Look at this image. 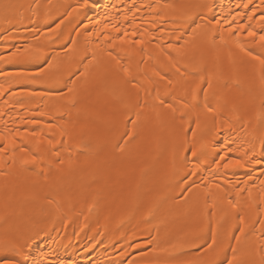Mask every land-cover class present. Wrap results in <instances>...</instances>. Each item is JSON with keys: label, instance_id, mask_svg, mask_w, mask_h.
I'll return each instance as SVG.
<instances>
[{"label": "bare ground", "instance_id": "obj_1", "mask_svg": "<svg viewBox=\"0 0 264 264\" xmlns=\"http://www.w3.org/2000/svg\"><path fill=\"white\" fill-rule=\"evenodd\" d=\"M10 2L17 5L13 14L5 19L0 13V73L34 69L11 54L42 47L54 57L44 79L62 75L75 87L69 94L61 85L63 99H57L40 81L25 84L18 82L23 78L0 75V147L5 149L0 152V245L34 237L25 252L48 254L58 264H164L177 237L207 234L211 223L219 241L255 253L264 243L259 224L251 232L246 228L239 243L228 236L239 216L249 227L264 219V167L222 165L246 152L250 158L253 145L261 158L262 66L241 48L264 54L259 41L264 3L202 0L208 8L202 10L203 23L197 20L201 26L176 31L180 25L173 21L198 0H88L80 8L83 0ZM241 23L251 24L257 36L237 33L238 46L232 29ZM125 29L126 43L116 40L108 56L103 37ZM133 31L143 33L142 45L132 43L139 38ZM85 52L95 53V60L82 62ZM173 64L185 75H172ZM165 73L169 76L161 79ZM205 81L212 83L213 105L223 98L217 110L183 107L181 98L191 100V90L207 87ZM158 97L176 111L160 106ZM129 113L135 125L125 123ZM125 131L131 133L126 144L120 139ZM117 143L124 144L122 150ZM26 155H36L37 163H22ZM220 156L225 160L216 170L213 161ZM197 163V175L189 176ZM193 180L196 185L181 196ZM150 236L156 237L153 244ZM0 256L14 254L0 251ZM183 259L214 264L217 254L191 251Z\"/></svg>", "mask_w": 264, "mask_h": 264}, {"label": "snow or ice", "instance_id": "obj_2", "mask_svg": "<svg viewBox=\"0 0 264 264\" xmlns=\"http://www.w3.org/2000/svg\"><path fill=\"white\" fill-rule=\"evenodd\" d=\"M250 2V0H249ZM261 3H264V0H261ZM88 4V0H83V3L80 5H77V8L80 7H86ZM17 7V5L10 2V0H0V13H3V16L5 19H8L9 16L13 14L14 9ZM35 7L39 8L40 5L38 3H35ZM133 8H136V5H132ZM149 8H154V5H147ZM243 8H248L249 3H244L242 5ZM31 8V6H30ZM208 8V4L206 2H202V0H198L195 4H190L186 6V10L181 14L179 20H174L173 23L179 24L180 27L176 29V31H180L181 29L187 31L188 28H192L193 25L196 26V28H199L201 25L197 24V20H200L201 23H203V17L204 12L203 9ZM210 10V9H209ZM137 11L139 9L137 8ZM71 15V13H69ZM249 16L247 19L251 21L254 17ZM235 20V18H234ZM260 21L264 22V11H262L260 15ZM47 23V19L44 21ZM211 23V21H209ZM216 24H219L220 21L216 20ZM59 27V25H57ZM231 27V25H230ZM87 30V29H85ZM193 32L195 31V28L192 29ZM115 31L117 33L121 32V29L116 28ZM240 32H246L248 37L255 38L257 36V32L253 30L252 25H244L239 24L236 28L232 29L233 36L236 37L238 46H239V36H237V33ZM129 33L125 29L123 30L122 35H118L116 37H110L105 35L103 37L104 43L108 45L107 54L108 56L112 57V51L116 48V40H120L121 43H126L124 40V37L128 36ZM133 37L139 36V38L132 41L133 44L142 45L144 43L143 40V33H137L136 31H133L131 33ZM221 39L223 37L221 36ZM259 41L262 47H264V31H262L259 34ZM74 42V41H73ZM173 45L171 43L168 44V48H172ZM177 52H179V49H175ZM241 51L245 53L246 56L250 57L252 60L257 61L262 66V74L261 78L264 79V54L257 55L254 54L252 50H246L244 48H241ZM12 57L14 59L20 58L17 62L19 63H25V64H31L34 65V69L30 70H24L21 69L16 72H9V73H0V75H6V76H16L18 78H23L22 82L25 84H35L38 81L45 84V92L49 96H55L57 99H63V93L61 92V85H63L64 88L67 89V93L71 94L74 92L75 87V81L69 80L65 81L63 79L62 75H57L55 78L51 80L44 79L48 69L52 67V63L50 61L54 60V57L50 54L44 51L42 47H27L23 49H17L15 52H13ZM114 58V57H113ZM83 60H95V53H92L91 57L87 55V52H85V55L82 57ZM119 62V61H117ZM178 63V62H177ZM87 67V66H85ZM173 67L175 69V72L172 75L179 74L180 76H184L185 73L181 72V68L177 67L176 64H173ZM69 75H77L76 73H70ZM156 75H160V73H156ZM169 74L165 73L163 76H161V79H165L168 77ZM202 79V78H201ZM69 83H71L73 86L69 87ZM172 83L171 78H169V84ZM207 84V87H200L197 85V87H194L191 90V100H188L184 97L181 98V102L183 104V107L187 108L190 105L193 108H200L201 106L208 114H213L217 108L221 105L222 97H216V105H213L209 100V93L208 89L212 88L211 81H205ZM135 86V85H133ZM229 85L227 83L223 84L222 87H228ZM0 91H4L2 87H0ZM203 94V100L201 104V99L199 94ZM159 104L162 107H166L170 109L172 112H175L176 109L173 107L172 103L167 102L163 98H159ZM175 99V98H174ZM72 106L74 107V103L70 101ZM137 107H140L139 103L137 104ZM42 115V113H41ZM137 119L139 118V113L136 114ZM32 124H37L38 121L33 119L31 121ZM126 124H132L135 125L136 120L132 118L131 113L128 114V118L125 121ZM31 136H36V132H31ZM131 136V133L125 131L122 136L121 140L124 141V144L128 142L127 138ZM4 137L0 135V140H3ZM12 140H8V144H11ZM124 144L117 143L115 147L117 149L122 150L124 147ZM5 149L3 147H0V152L4 151ZM21 151H26L24 148H21ZM231 151V149H229ZM251 156L249 158V153H245L243 158H237V159H228L222 167L227 168H245L250 164L259 165L261 167H264V140L261 141V158L257 159L255 154V145L252 146L250 149ZM58 155V153H57ZM192 155L195 157V152L192 153ZM242 159L244 162H242ZM225 160L224 156H220L219 160H214L213 163L216 164V170H219L221 167L220 161ZM38 161V157L36 155H26L25 159L22 161L24 164L32 163L36 164ZM197 161H199V158H197ZM62 163V161H61ZM199 166V163L195 164L193 166V169L189 173V176H195L197 175L196 168ZM264 183V182H262ZM196 185V181L193 180L191 184H188L186 188L181 190V196H183L185 193H188L192 190L193 186ZM217 187H219L217 185ZM209 215H212V213H209ZM154 218V217H153ZM4 219L3 213H0V220ZM239 226L235 227L234 230H230V235L228 236V240H235L237 243L240 241V236L244 235L246 233V228L249 229L251 232L254 228L255 224H259L261 226V237H264V219H257L253 226L249 227L245 225L244 217L239 216ZM236 233H239L237 235ZM40 233H36V237H39ZM34 237H29L26 240H14L6 242L2 245H0V251L4 252H11L14 254L13 257H3L0 256V264H58L57 261H54L51 259V257L48 254H36L32 255L31 253H26L25 249L28 247L29 241L33 239ZM156 240V237H149L148 244H153V242ZM215 246V247H214ZM169 248L171 249V254L164 262V264H199L197 260H185L183 259L184 256L188 255L191 251H197L201 253H206L208 250H213L217 254V259L214 261V264H264V243L259 245L255 249V253L251 251H242L232 245L230 242L225 244L223 241H219L217 239V233L215 229L212 227L211 223H209L207 234H201L197 232H189L185 233L182 236H179L175 239L174 242H172L169 245ZM169 248L161 249L162 252H169ZM155 251V249H153ZM238 252L240 255H238ZM230 253V255H229ZM223 256V259H220V256ZM258 255L259 259H256L255 256ZM16 257H19L20 259H16ZM132 264V262H130Z\"/></svg>", "mask_w": 264, "mask_h": 264}]
</instances>
